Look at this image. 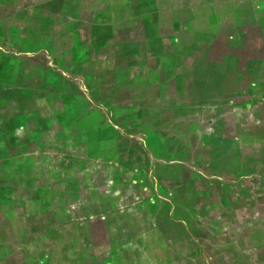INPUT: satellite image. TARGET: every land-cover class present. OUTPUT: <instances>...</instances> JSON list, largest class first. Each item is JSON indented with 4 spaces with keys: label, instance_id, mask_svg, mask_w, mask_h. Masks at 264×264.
<instances>
[{
    "label": "crops",
    "instance_id": "0c3cea01",
    "mask_svg": "<svg viewBox=\"0 0 264 264\" xmlns=\"http://www.w3.org/2000/svg\"><path fill=\"white\" fill-rule=\"evenodd\" d=\"M236 4V0H0V200L5 206L0 211V248L29 237L53 243L60 230L58 205L49 201L54 192L58 194L59 180L15 179L12 170L49 164L48 155L59 153L57 137L67 132L68 150L97 167L96 157L102 161L107 153L109 121H140L157 110L180 108L192 82L188 72L195 70L194 63L205 51L211 58L245 55V44L237 48V42L248 38L244 27L257 21L237 17ZM202 99L197 104H203ZM126 106L137 111L107 113L109 107ZM242 120L246 125L258 123ZM245 162L246 155L238 175L257 179L263 173L264 157L255 161L259 163L253 172ZM125 181L121 191L131 192L132 202L120 203L117 213L125 206L139 207L142 199L138 185ZM46 191L55 208V217L52 207L46 223L42 210L30 214L13 202L17 194L29 192L41 201ZM120 198L116 200H124ZM253 199L243 216L262 220L264 205ZM9 209L19 210L21 218L40 221L38 228L23 234L11 230L12 220L4 219ZM244 220L227 231V242L217 244L228 249L224 264H264V226L250 230ZM15 253L4 252V264H10ZM50 259L39 262L50 264ZM128 259L139 264L136 256ZM20 264H28L27 257L21 256Z\"/></svg>",
    "mask_w": 264,
    "mask_h": 264
},
{
    "label": "rangeland",
    "instance_id": "374dc122",
    "mask_svg": "<svg viewBox=\"0 0 264 264\" xmlns=\"http://www.w3.org/2000/svg\"><path fill=\"white\" fill-rule=\"evenodd\" d=\"M239 1L237 17L257 21L244 27L248 38L237 42V48L245 44V55L211 58L205 51L194 63L195 70L188 72L192 82L180 108L157 110L140 121H109L107 153L102 161L96 157L97 167L68 150L66 131L57 137L59 153L48 155L49 164L12 170L15 179L59 180L58 194L49 201L58 205L60 230L53 243L29 237L0 248V264L4 252L13 251L17 253L10 264H20L23 255L28 264H41L47 257L50 264H136L126 260L135 256L139 264H224L228 249L217 244L228 241L229 229L245 223L244 218L250 230L264 226V219L243 216L252 198L264 205V171L257 179L238 175L243 156L252 172L259 163L255 161L264 157V126H259L264 123V0L245 6ZM201 98L204 103L197 104ZM121 108L109 107L107 113L137 111L133 106ZM243 117L258 125H246ZM125 178L138 185L142 199L139 207L125 206L117 213L120 203L132 202V193L121 191ZM46 192L41 201L29 192L17 194L13 202L30 214L42 210L46 223L53 207ZM119 197L124 200H116ZM7 212L4 219L12 220L11 230L23 234L38 228L40 221L21 218L19 210Z\"/></svg>",
    "mask_w": 264,
    "mask_h": 264
}]
</instances>
